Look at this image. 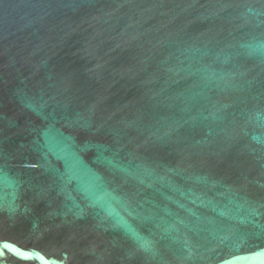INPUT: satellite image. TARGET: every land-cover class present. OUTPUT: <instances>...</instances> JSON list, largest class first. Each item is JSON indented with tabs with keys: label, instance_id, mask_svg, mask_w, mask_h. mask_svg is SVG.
I'll use <instances>...</instances> for the list:
<instances>
[{
	"label": "water",
	"instance_id": "obj_1",
	"mask_svg": "<svg viewBox=\"0 0 264 264\" xmlns=\"http://www.w3.org/2000/svg\"><path fill=\"white\" fill-rule=\"evenodd\" d=\"M0 264H264V0H0Z\"/></svg>",
	"mask_w": 264,
	"mask_h": 264
}]
</instances>
